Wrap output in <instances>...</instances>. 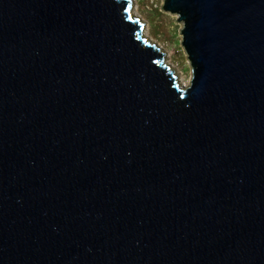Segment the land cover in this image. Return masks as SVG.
Instances as JSON below:
<instances>
[{"label":"water","instance_id":"obj_1","mask_svg":"<svg viewBox=\"0 0 264 264\" xmlns=\"http://www.w3.org/2000/svg\"><path fill=\"white\" fill-rule=\"evenodd\" d=\"M0 0V264H264V0Z\"/></svg>","mask_w":264,"mask_h":264},{"label":"rangeland","instance_id":"obj_2","mask_svg":"<svg viewBox=\"0 0 264 264\" xmlns=\"http://www.w3.org/2000/svg\"><path fill=\"white\" fill-rule=\"evenodd\" d=\"M134 2L132 12L138 15L136 10L138 7L140 14L138 17L149 25V35L153 39L144 37L149 38L166 51L167 62L178 67L179 70L175 69L182 72L188 84L192 69L181 44L182 36L179 34L181 25L176 22L177 16L161 11L164 0H134ZM182 74L180 73V79Z\"/></svg>","mask_w":264,"mask_h":264},{"label":"bare ground","instance_id":"obj_3","mask_svg":"<svg viewBox=\"0 0 264 264\" xmlns=\"http://www.w3.org/2000/svg\"><path fill=\"white\" fill-rule=\"evenodd\" d=\"M136 10H137V16H139L140 14H139V9H138V7H136ZM134 14V13H133ZM150 30H149V25L147 24L146 25V27H145V30H144V36H147V37H149V38H151V36L149 35L150 34V32H149ZM151 39H153V38H151ZM169 61V60H168ZM169 64L173 67V68H176V69H178V67L176 66V65H174L173 63H171V62H169ZM179 70V69H178ZM179 73H181L182 74V72L180 71ZM181 82H182V84H187V82H186V80H185V78H184V75L182 74V76H181Z\"/></svg>","mask_w":264,"mask_h":264}]
</instances>
